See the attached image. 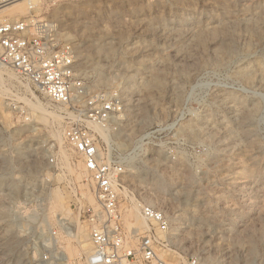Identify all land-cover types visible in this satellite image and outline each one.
Segmentation results:
<instances>
[{"label":"rangeland","instance_id":"1","mask_svg":"<svg viewBox=\"0 0 264 264\" xmlns=\"http://www.w3.org/2000/svg\"><path fill=\"white\" fill-rule=\"evenodd\" d=\"M31 5L0 15L50 21L73 48L86 96L119 102L109 126L92 129L104 160L123 166L118 197L164 211L178 251L200 264H264V0ZM4 73L0 264H34L41 230L61 215L74 222L70 204L92 194L62 135L87 124L79 111L65 119L29 86L32 96L18 94ZM124 215L127 228L139 226Z\"/></svg>","mask_w":264,"mask_h":264},{"label":"built area","instance_id":"2","mask_svg":"<svg viewBox=\"0 0 264 264\" xmlns=\"http://www.w3.org/2000/svg\"><path fill=\"white\" fill-rule=\"evenodd\" d=\"M18 1L0 0V10ZM0 68L12 74L7 78L4 73L3 78L6 76L7 86L11 84L18 94L29 95L25 90L29 86L65 119L79 111L87 124H70L62 135L83 164L94 204L84 198L73 202L74 222L61 215L57 227L48 229L47 234L41 230L37 243L41 250L34 264H200L196 256L178 251L170 217L164 211L135 200L146 228L126 227L125 206L135 198L118 197L123 166L104 160L100 141L90 126L107 128L120 110L119 102L86 96V88L75 73L73 48L59 39L50 21L28 17L0 22ZM11 101L15 114L26 115ZM77 225L84 228L90 250L71 258L66 249L72 246V239L77 246Z\"/></svg>","mask_w":264,"mask_h":264},{"label":"bare ground","instance_id":"3","mask_svg":"<svg viewBox=\"0 0 264 264\" xmlns=\"http://www.w3.org/2000/svg\"><path fill=\"white\" fill-rule=\"evenodd\" d=\"M50 1H53V0H21V1H18V2H16V3H14V4H12V5H10V6H13V5H22V4H26L27 3V6H28V9H32V5L31 4H41L42 2H50ZM10 6H8L9 8H10ZM8 7H6V8H4V9H2V10H0V14L2 15V13L3 12H5L7 9H9ZM12 8V7H11ZM17 8V7H16ZM12 10H13V8H12ZM8 11V10H7ZM15 11V10H14ZM13 11V12H14ZM16 11H19L18 9L16 10ZM22 11V10H21ZM11 12V11H10ZM13 12H11V13H13ZM19 13H22V12H19ZM0 15V21L1 22H3V21H6V20H4V19H6V17L5 18H3L4 16H1ZM4 15V14H3ZM0 71H4V72H6V74H7V76H8V78H10L11 77V73L10 72H8V71H6L5 69H2V68H0ZM4 79H7V78H4ZM7 82V81H6ZM8 84V83H7ZM28 108V107H27ZM33 108L34 109H36V110H39V106L38 105H34L33 106ZM29 110V109H28ZM95 125V124H94ZM94 125H90L91 126V128L93 129V126ZM95 126H98V125H95ZM98 127H100V126H98ZM102 128V127H101ZM102 129H104V128H102ZM94 130V129H93ZM105 130V129H104ZM58 140H59V143H60V139L58 138ZM61 144H62V142H61ZM61 150H62V148H61ZM65 151V150H64ZM66 155V154H65ZM75 167H77V169L79 170V173H78V175H79V177H84L85 176V172H84V169H83V167H82V164H81V162H78V164L77 165H75ZM77 171V170H76ZM72 173V172H71ZM75 173V172H74ZM78 178V177H77ZM88 187V186H87ZM52 194V193H51ZM83 195H84V198L90 203V204H94V198H93V195L90 193V191L89 190H87L86 189V193L84 192V193H82ZM52 196V195H51ZM54 198H55V202L53 203V206L51 205V208H55V209H57L59 206H58V202L56 201L57 200V197H56V195H55V193H54ZM58 196V195H57ZM59 199V198H58ZM129 205L127 206H125V209H126V211H125V213H126V220H128V219H131V218H133V219H135L137 222H138V224H139V226L137 227V225L135 226V225H133L132 227H136V228H138L139 230H140V228L141 229H145L146 228V225H145V223H144V221L140 218V216H139V211H138V203L133 199V198H131L130 199V201H129ZM48 205V204H47ZM125 216V215H124ZM125 220V219H124ZM132 220V219H131ZM135 221V222H136ZM129 222H131V221H129ZM133 222H134V220H133ZM132 222V223H133ZM135 222H134V224H135ZM128 223V222H127ZM127 225V224H126ZM129 226H131V225H129ZM128 227V226H127ZM140 227V228H139ZM131 228V227H130ZM142 231V230H141ZM74 237H75V240H76V243H77V247H79V248H76V246H69V247H67V249H66V252H67V254H68V256H76V255H78V254H80V253H82V252H87V251H89L90 250V247H89V244H88V241H87V235H86V233H85V230H84V228L83 227H81V226H79V225H77V229H76V232H75V234H74ZM83 238V240L82 241H79V240H81ZM81 242H84V243H86L85 245L87 246V248L86 249H81L82 248V245H81Z\"/></svg>","mask_w":264,"mask_h":264}]
</instances>
